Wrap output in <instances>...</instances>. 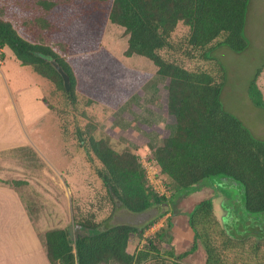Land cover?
<instances>
[{"label": "trees", "instance_id": "trees-1", "mask_svg": "<svg viewBox=\"0 0 264 264\" xmlns=\"http://www.w3.org/2000/svg\"><path fill=\"white\" fill-rule=\"evenodd\" d=\"M249 1L110 0L105 8L108 18L125 28L128 47L124 54L149 58L158 74L169 80L167 110L175 118L176 130L165 137L153 153L174 190H181L184 195L195 187H212L214 184L205 183L206 179L218 176L222 184L242 187L243 207L248 213L264 214V139L255 136L224 108L221 94L226 80L225 65L216 59L215 71L191 70L166 57L177 49L172 33L180 23L189 27L188 55L217 40L235 52L246 50L249 47L245 31ZM11 5L12 0L0 4V47L10 48L22 65L30 66L54 83L67 95L72 106L78 103V93H81L87 103L118 108L150 79L148 72L128 67L106 48L65 57L49 46L27 40L12 21ZM51 58L69 75L70 89H66ZM249 93L254 104L264 108V98L255 79ZM74 135L78 144L101 163L97 174L107 189L113 210L123 207L131 213H144L168 201L150 189L134 151H117L105 138L96 137L81 126ZM0 183L11 185L1 179ZM222 205L227 210L221 230L217 229L219 220L210 198L195 203L188 213L187 223L195 237L191 251L201 247L205 264H227L226 251L246 240V237L233 235L235 225L229 223L230 207ZM155 219L143 226L120 223L100 228V223L94 219L74 215V223L79 226L75 239L71 238L68 227L54 228L45 232L44 243L52 264H107L111 261L140 264L158 257L160 264H180L164 258L158 251L157 239L149 241L138 255L129 253L131 235L142 236ZM80 230L91 233H80ZM254 244L258 251L264 246V237H256ZM165 252L173 256L172 251Z\"/></svg>", "mask_w": 264, "mask_h": 264}, {"label": "rangeland", "instance_id": "rangeland-1", "mask_svg": "<svg viewBox=\"0 0 264 264\" xmlns=\"http://www.w3.org/2000/svg\"><path fill=\"white\" fill-rule=\"evenodd\" d=\"M4 1L0 0V4ZM245 31L249 47L242 52H235L219 44L217 40L203 50L192 51V57L188 55L187 51L190 49L186 47L189 27L180 23L172 33V41L177 45V49L167 53L166 57L176 60L188 69L208 71H215L216 59L220 60L226 67V80L221 94L224 108L236 116L255 136L264 139V108L255 105L249 93L251 83L255 79L264 98V67L258 71L264 65V0L249 1ZM114 38V48L107 50L115 57L130 62L133 65L130 68L148 72L151 79L145 86L137 89L122 108L87 103L86 97L81 93H78V103L72 106L67 95L44 78L54 116L41 123V129L33 136L34 145L5 153L0 159V179L19 189L42 237L47 230L69 228L71 225L74 226L75 237L79 226L74 223V215L92 218L100 223V228L107 226L115 210L108 199L107 189L97 174L101 163L78 144L74 133L81 126L86 132L105 138L117 151L132 150L123 149L114 142L111 135L95 130V123L112 115L113 119L117 120L118 115L123 114L122 124L125 123V127L138 131L136 127L148 122L147 119L152 116L150 109H155L151 105V92L163 90L156 83H162L163 78L168 81V78H159L161 76L156 74V66L149 58L141 55L134 56L132 60L125 58L127 56H124V53L128 47V36L125 32L116 33ZM88 52L91 51L70 52L63 56L70 57ZM138 97L142 98V103H139ZM154 115L158 116V122H164L161 108L154 111ZM169 117L172 124L167 129V136L173 135L176 130L175 118L170 114ZM205 183L214 185L195 187L184 195L181 190L175 191L172 198L162 205L152 207L135 218L133 213L128 212L121 222L138 225L143 222L144 225L154 218L156 221L159 217L168 215L167 224L157 237L160 243L158 251L164 253L169 250L166 243L168 239L179 238L184 243L191 241L192 244L195 242L194 230L187 225L188 213L195 203L210 198L219 220L217 229H222V218L226 219L227 209L222 205L225 204L230 207L229 216L232 220L230 219L229 223L235 225L233 235L246 237L244 243L226 251L227 264H264V246L261 245L260 249L255 251L254 244L256 237H264V214H251L244 209L243 189L240 185L222 184L218 176L206 179ZM110 222L107 227L117 224L111 220ZM80 233L88 234L91 231L80 230ZM186 247L174 248V252L182 257L180 264H199L200 257ZM189 252H192L193 258L189 256ZM144 264H160V258H154Z\"/></svg>", "mask_w": 264, "mask_h": 264}, {"label": "crops", "instance_id": "crops-1", "mask_svg": "<svg viewBox=\"0 0 264 264\" xmlns=\"http://www.w3.org/2000/svg\"><path fill=\"white\" fill-rule=\"evenodd\" d=\"M109 1L12 0V21L24 38L33 43L49 46L62 56L70 52L84 53L103 47L111 50L114 48L112 44L115 41L114 35L124 33L125 28L108 18L105 7ZM2 52L0 159L5 153L34 145L33 136L41 129V123L54 116V111L49 106L45 79L30 66L22 65L10 48L5 47ZM134 56L136 54L125 58L132 60ZM120 59L125 65L133 67L130 62ZM155 70L159 75L157 67ZM161 80L162 83L156 84L163 90H155L150 94L151 105L155 108L150 109L152 116L144 125L141 123L136 127L138 131L125 127V123L122 124L123 114L118 115L117 120L113 119V115L103 118L95 123V130L111 135L116 144L123 149L131 148L136 154L158 148L167 137V129L172 124L167 111L169 80L164 78ZM144 86L145 84L142 87ZM135 93L120 107L122 108ZM146 93L145 91V95ZM137 99L142 103V98ZM158 108L163 111L164 122H158V116L154 115V111L156 112ZM28 207L17 187L0 183V264H52L47 254L44 237L41 236ZM128 212L123 207L116 208L107 226L111 224L110 220L117 224L128 223L121 222V219L129 214ZM140 214L143 213H133V217ZM139 226H143V222ZM166 243L173 256L165 251L161 254L167 261L179 262L182 260L179 259L180 255L174 252V248L187 246L186 248L191 250L193 245L191 241L184 243L179 238L168 239ZM144 247L143 235H131L127 247L129 253L138 255ZM194 251L200 257L199 264H205L202 248L198 247ZM192 252H189L191 258H193ZM107 264L119 263L111 261Z\"/></svg>", "mask_w": 264, "mask_h": 264}, {"label": "built area", "instance_id": "built-area-1", "mask_svg": "<svg viewBox=\"0 0 264 264\" xmlns=\"http://www.w3.org/2000/svg\"><path fill=\"white\" fill-rule=\"evenodd\" d=\"M3 48L0 47V59L2 57ZM139 161L145 170L146 180L150 189L159 197L169 200L175 193L171 185L169 176L164 173L157 163L152 150H146L144 153H138ZM168 221V215L159 217L151 225H149L143 233V245L149 241H155L158 233L165 228Z\"/></svg>", "mask_w": 264, "mask_h": 264}, {"label": "water", "instance_id": "water-1", "mask_svg": "<svg viewBox=\"0 0 264 264\" xmlns=\"http://www.w3.org/2000/svg\"><path fill=\"white\" fill-rule=\"evenodd\" d=\"M51 64L53 65V67L61 74V76L63 77V81H64V85L66 87V89H70V77L69 75L66 73V71L61 67L60 63L54 59L51 58L50 59ZM69 234L71 236L72 239H74L73 237V232H74V226L71 225L69 228Z\"/></svg>", "mask_w": 264, "mask_h": 264}]
</instances>
